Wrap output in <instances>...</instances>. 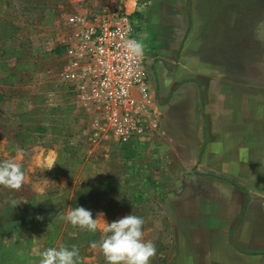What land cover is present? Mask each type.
Here are the masks:
<instances>
[{"label":"crops","instance_id":"crops-1","mask_svg":"<svg viewBox=\"0 0 264 264\" xmlns=\"http://www.w3.org/2000/svg\"><path fill=\"white\" fill-rule=\"evenodd\" d=\"M124 6L140 19L153 78L132 175L155 178L173 231L164 259L264 264V0ZM258 48L259 62L243 56Z\"/></svg>","mask_w":264,"mask_h":264},{"label":"rangeland","instance_id":"rangeland-1","mask_svg":"<svg viewBox=\"0 0 264 264\" xmlns=\"http://www.w3.org/2000/svg\"><path fill=\"white\" fill-rule=\"evenodd\" d=\"M125 2L0 0V64L7 60L0 70V160L14 159L25 172L20 189L0 185V264H39L44 249L62 245L78 247V264H109L99 247L90 246L106 233L67 220L76 206L92 210L94 218L103 211L108 221L131 212L143 217V238L157 249L150 264H169L163 253L173 231L155 178L148 183L132 175L142 169L143 153L137 146L95 141L96 116L77 104L76 93L63 82L65 50L57 52L71 14ZM245 52L261 60V48ZM39 126L46 130L38 132Z\"/></svg>","mask_w":264,"mask_h":264},{"label":"built area","instance_id":"built-area-1","mask_svg":"<svg viewBox=\"0 0 264 264\" xmlns=\"http://www.w3.org/2000/svg\"><path fill=\"white\" fill-rule=\"evenodd\" d=\"M139 20L124 5H104L91 13L71 14L61 27L62 79L75 91L77 104L95 114V141L137 146L151 127L146 107L153 98V78L146 48L134 56L125 47L132 38L144 43Z\"/></svg>","mask_w":264,"mask_h":264},{"label":"clouds","instance_id":"clouds-1","mask_svg":"<svg viewBox=\"0 0 264 264\" xmlns=\"http://www.w3.org/2000/svg\"><path fill=\"white\" fill-rule=\"evenodd\" d=\"M258 35L264 38V22L258 24ZM125 47L134 56L143 54L142 39H128ZM25 180V172L14 159L0 160V185L10 189H20ZM12 204L17 206L16 201ZM100 211L94 218L92 210L84 206L72 207L67 213V220L81 228L95 233L102 229L100 240L92 241L90 246L102 251L109 264H150L156 254V245L144 237V219L141 216L126 214L117 220L108 221ZM81 259L76 245L48 247L40 253L39 264H78Z\"/></svg>","mask_w":264,"mask_h":264},{"label":"trees","instance_id":"trees-1","mask_svg":"<svg viewBox=\"0 0 264 264\" xmlns=\"http://www.w3.org/2000/svg\"><path fill=\"white\" fill-rule=\"evenodd\" d=\"M65 50V48L63 47H59V49L57 50L58 53H62ZM7 65V60H4L2 64H0V70H4L6 68ZM72 92H75L74 90H72ZM38 132H44L46 129L43 126H39L37 128Z\"/></svg>","mask_w":264,"mask_h":264}]
</instances>
